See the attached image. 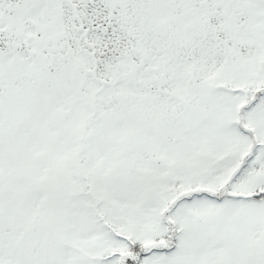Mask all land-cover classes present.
Listing matches in <instances>:
<instances>
[{"label":"snow or ice","instance_id":"1","mask_svg":"<svg viewBox=\"0 0 264 264\" xmlns=\"http://www.w3.org/2000/svg\"><path fill=\"white\" fill-rule=\"evenodd\" d=\"M0 264H264V0H0Z\"/></svg>","mask_w":264,"mask_h":264}]
</instances>
